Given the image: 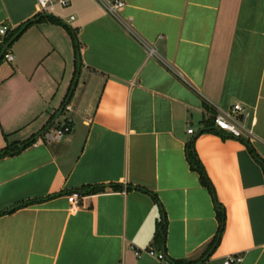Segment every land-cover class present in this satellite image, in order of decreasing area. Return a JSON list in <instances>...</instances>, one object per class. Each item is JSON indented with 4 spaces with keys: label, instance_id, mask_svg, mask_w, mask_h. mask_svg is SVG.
<instances>
[{
    "label": "crops",
    "instance_id": "obj_1",
    "mask_svg": "<svg viewBox=\"0 0 264 264\" xmlns=\"http://www.w3.org/2000/svg\"><path fill=\"white\" fill-rule=\"evenodd\" d=\"M122 1L115 17L71 0L0 61V150L35 136L0 157V264H264V0ZM37 16L36 0H0V44ZM237 103L238 138L213 122ZM66 118L70 132L49 140ZM216 202L224 224L206 253ZM147 247L164 259L135 255Z\"/></svg>",
    "mask_w": 264,
    "mask_h": 264
},
{
    "label": "built area",
    "instance_id": "obj_2",
    "mask_svg": "<svg viewBox=\"0 0 264 264\" xmlns=\"http://www.w3.org/2000/svg\"><path fill=\"white\" fill-rule=\"evenodd\" d=\"M71 0H36L37 5V14L38 15H53L56 8H66L70 5ZM104 9L111 15L117 17L119 11L124 6V1L122 0H98ZM74 17L70 16V20H73ZM7 31L6 25L0 26V36L4 35ZM4 59L7 61H12L13 56L8 51L4 54ZM64 111L70 110L69 105H65L63 108ZM243 109L240 104H234L230 109L222 110L218 109L216 114L213 116L214 125L220 130L225 131L232 135L233 137H241L243 134V127L241 126L238 115L243 113ZM71 130V123L69 119H64L57 127L48 128L46 130V135L49 140H59L64 135L69 133ZM188 132H192V129H189ZM250 134V131H247ZM81 197L79 191H74L67 196V200L71 207H76L78 201ZM141 253H146L152 257H155L159 262L164 259V255L161 252L155 251L153 247H147L143 250H135V255L140 256ZM242 261V256L235 254L229 255L223 261V264H238Z\"/></svg>",
    "mask_w": 264,
    "mask_h": 264
},
{
    "label": "trees",
    "instance_id": "obj_3",
    "mask_svg": "<svg viewBox=\"0 0 264 264\" xmlns=\"http://www.w3.org/2000/svg\"><path fill=\"white\" fill-rule=\"evenodd\" d=\"M41 21H50V22H55V23H61V21L59 19H57L56 17H54L53 15H38L35 19L33 20H28L26 21L23 25H21L20 27H18L17 29L11 31L2 41V43L0 44V53L1 51L4 49V47L8 44V42L10 41V39L16 34L19 33L21 34L25 28H27L29 25H31L34 22H41ZM71 37H72V41H73V45H74V53L76 56V73H77V57H78V45H77V39H76V35L75 33L70 30L68 28ZM18 37V36H17ZM16 39V38H15ZM14 39V40H15ZM11 44L7 47V49L4 51L3 56L1 57L0 61H2L4 59V54L8 51V49L10 48ZM75 81H73L72 86H74ZM65 102L62 105V108H64L65 106ZM61 108V109H62ZM35 140V136L29 138L28 140L19 143V144H11V145H7L6 147H4L2 150H0V157L9 155V154H14L19 152L20 150L26 148L27 146H29L30 144H32ZM187 155H188V160L189 163L191 165L192 168H194L195 170L198 171L199 176H200V182L202 183V185H204L205 187L208 188V190L210 191V193H212V195L214 196V190L213 187L210 183V181L208 180L204 168L202 166V164L200 163L195 151H194V147L192 145V143L188 144L187 146ZM112 187L114 189H120L121 185L115 184L112 185ZM103 188L100 186H93V187H89L87 189L84 190L85 194H91V193H96L99 192L100 190H102ZM216 215L218 218V230L216 235L214 236V238L211 240V242L208 244L207 247V251L206 253H208L211 249H213L219 242L220 239V235L222 233V229H223V224H224V212H223V208L222 206L216 202ZM165 222H163V220H161L158 224V230L156 232L155 235V242L157 243L158 247H161L164 244L165 241ZM202 261V260H200ZM174 264H198L199 261H186V260H175L173 261Z\"/></svg>",
    "mask_w": 264,
    "mask_h": 264
},
{
    "label": "water",
    "instance_id": "obj_4",
    "mask_svg": "<svg viewBox=\"0 0 264 264\" xmlns=\"http://www.w3.org/2000/svg\"><path fill=\"white\" fill-rule=\"evenodd\" d=\"M19 35V33H16L8 42V44L4 47V49L0 53V59L3 56L4 51L7 49V47L14 41V39ZM49 128V127H48Z\"/></svg>",
    "mask_w": 264,
    "mask_h": 264
},
{
    "label": "rangeland",
    "instance_id": "obj_5",
    "mask_svg": "<svg viewBox=\"0 0 264 264\" xmlns=\"http://www.w3.org/2000/svg\"><path fill=\"white\" fill-rule=\"evenodd\" d=\"M56 10H57V9H56ZM56 10H55V11H56Z\"/></svg>",
    "mask_w": 264,
    "mask_h": 264
}]
</instances>
